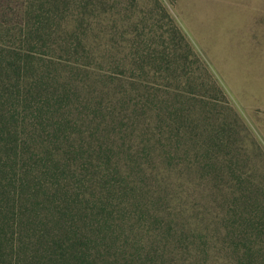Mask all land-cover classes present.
I'll use <instances>...</instances> for the list:
<instances>
[{"label":"trees","instance_id":"obj_1","mask_svg":"<svg viewBox=\"0 0 264 264\" xmlns=\"http://www.w3.org/2000/svg\"><path fill=\"white\" fill-rule=\"evenodd\" d=\"M187 135L217 162L251 160L244 126L159 0L0 5V264H142L107 241L132 211L154 215L136 178ZM109 198L114 225L87 210ZM243 253L238 264H259Z\"/></svg>","mask_w":264,"mask_h":264},{"label":"rangeland","instance_id":"obj_2","mask_svg":"<svg viewBox=\"0 0 264 264\" xmlns=\"http://www.w3.org/2000/svg\"><path fill=\"white\" fill-rule=\"evenodd\" d=\"M19 1L0 0V5ZM159 1L244 126L251 160L226 156L217 162L214 147L205 154L195 137L184 136L174 155L164 160L160 154L145 171L147 180L136 178V193L146 192L143 203L154 215L132 211L124 232L107 243L138 252L145 264L157 262L158 252L165 264H226L229 258L238 264L243 251L264 264V0ZM142 153L137 162L145 159ZM256 169L263 184L250 192L259 177ZM108 201L103 208L90 203L87 210L114 225L120 206ZM87 221L96 227L93 219ZM166 250L172 253L166 256Z\"/></svg>","mask_w":264,"mask_h":264}]
</instances>
